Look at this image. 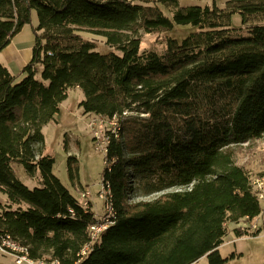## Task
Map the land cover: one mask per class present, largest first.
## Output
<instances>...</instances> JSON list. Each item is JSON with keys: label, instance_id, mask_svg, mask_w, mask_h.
<instances>
[{"label": "trees", "instance_id": "obj_1", "mask_svg": "<svg viewBox=\"0 0 264 264\" xmlns=\"http://www.w3.org/2000/svg\"><path fill=\"white\" fill-rule=\"evenodd\" d=\"M33 12L35 46L23 78L0 64V237L27 246L32 259L61 264H195L205 256L228 264L232 258L218 251L227 225L262 214L228 147L264 136V0H228L223 8L216 0L188 7L181 0H0V53L32 24ZM183 26L197 30L181 43L167 39L162 55L141 51L140 32ZM81 32L119 54L98 51ZM74 88L85 114L117 121L103 171L114 215L97 241L95 214L54 175L55 158L35 151ZM14 164L30 177L39 172L40 185L26 186ZM136 179L147 195L165 194L131 202Z\"/></svg>", "mask_w": 264, "mask_h": 264}, {"label": "rangeland", "instance_id": "obj_2", "mask_svg": "<svg viewBox=\"0 0 264 264\" xmlns=\"http://www.w3.org/2000/svg\"><path fill=\"white\" fill-rule=\"evenodd\" d=\"M212 1L181 0V6H205L210 5ZM216 1L218 6L223 8L228 0ZM136 4L154 7L153 4H144L138 1ZM165 13L168 14L166 11ZM35 23L38 25L37 19ZM233 25L240 27L241 21L238 16H235ZM196 30L190 26H183L175 27L172 31H160L154 34L140 32L141 51H153L162 55L167 49V39H175L181 43ZM29 33L30 31H25L24 34ZM242 33L245 34V30ZM80 34L84 39L95 43L98 51L102 53L113 51L119 54L106 45V39L103 37L87 32ZM0 58L3 59L2 55ZM41 71L42 67L40 66L37 77H40ZM83 99L84 95L81 90L77 88L69 90L68 98L61 104L60 113L56 116L55 121L42 128L45 142L43 145H36L35 151L38 156L40 154L52 155L56 160L54 175L60 179L83 207L91 209L100 224H108L103 223L104 221L108 222L110 217L108 192L103 185V171L105 169L107 137L109 132L116 127L117 121L106 120L94 114H85L79 107V103ZM130 115L136 118L146 117L144 114H142L143 116L137 114L136 111L131 112ZM228 150L233 153L236 164L248 173L255 186L252 188L253 193L257 196L259 191L261 192V187L264 189V185L261 186L258 183L264 181V136L249 143L231 145ZM71 158L73 170L77 171L74 181L70 180L68 174V161ZM16 172L20 181L29 188L32 189L40 185L39 172L30 177L21 166L16 168ZM173 191L175 190L167 192ZM163 194L165 193L147 195L141 181L136 179L130 201L134 203L150 202L159 199ZM259 202L262 207V214L259 217L251 221L242 219L238 223L227 225V235L218 251L223 258H232L228 264H264V200ZM0 204H5L1 194ZM45 258H51V256ZM0 264H15V262L12 257L3 256L0 253ZM195 264H208L207 257L201 258Z\"/></svg>", "mask_w": 264, "mask_h": 264}, {"label": "crops", "instance_id": "obj_3", "mask_svg": "<svg viewBox=\"0 0 264 264\" xmlns=\"http://www.w3.org/2000/svg\"><path fill=\"white\" fill-rule=\"evenodd\" d=\"M36 19L38 22L37 14L33 12L31 24L32 26H25L23 30L12 40L10 45L0 53V56L2 55L3 58H0V64L5 66L13 76L18 77L17 81H20L23 78L21 72L32 58V50L35 46V36L33 33V29L37 27L35 23ZM25 31H30V33L24 34ZM18 167L19 165H13V169L17 177L18 175L16 172V168L18 169ZM27 178L29 177L27 176ZM3 199L6 203L5 196H3Z\"/></svg>", "mask_w": 264, "mask_h": 264}, {"label": "built area", "instance_id": "obj_4", "mask_svg": "<svg viewBox=\"0 0 264 264\" xmlns=\"http://www.w3.org/2000/svg\"><path fill=\"white\" fill-rule=\"evenodd\" d=\"M106 151V150H105ZM264 181L258 182L261 186L264 185ZM255 187L254 183L252 184V188ZM260 193V195H259ZM258 200H264V189L261 187V192L259 191ZM108 211L110 212V217L108 219V224H97L90 227L91 238L93 241H97L100 235L109 227L111 224V217L114 215V210L112 206L108 203ZM264 212V210H263ZM97 238V239H95ZM0 253L6 256H10L14 259L15 264H61L60 262H56L51 258H44L41 260L32 259L29 254L28 247L21 244L20 242L12 239L10 236H1L0 237Z\"/></svg>", "mask_w": 264, "mask_h": 264}, {"label": "bare ground", "instance_id": "obj_5", "mask_svg": "<svg viewBox=\"0 0 264 264\" xmlns=\"http://www.w3.org/2000/svg\"><path fill=\"white\" fill-rule=\"evenodd\" d=\"M99 222V221H98ZM56 262H59L58 260H56Z\"/></svg>", "mask_w": 264, "mask_h": 264}]
</instances>
